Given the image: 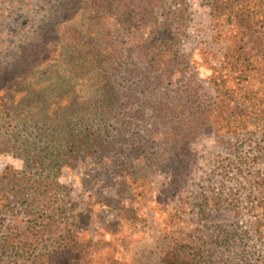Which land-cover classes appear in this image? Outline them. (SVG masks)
I'll return each instance as SVG.
<instances>
[{
  "label": "rangeland",
  "instance_id": "374dc122",
  "mask_svg": "<svg viewBox=\"0 0 264 264\" xmlns=\"http://www.w3.org/2000/svg\"><path fill=\"white\" fill-rule=\"evenodd\" d=\"M118 1L121 0H113L111 9ZM210 1L163 0L160 6V0L152 3L160 12L158 19L172 24L175 44L171 49L169 76L168 73L160 76V83L151 75L152 82L147 86L158 84L160 93L172 100H175L174 92H178L208 111L219 100L209 79L210 72L217 68L226 75L240 102L244 101L241 105L264 106V49L260 50L252 41L258 38L264 44V0H231L233 7L219 19L210 13ZM58 3V0H0V99H6L4 108L11 115L18 104L19 85L5 76V66L26 47L34 28L45 22ZM91 7L88 0L83 10L89 11ZM231 10L244 15L243 21L235 19ZM86 17L84 14L83 21ZM117 36L114 41L118 42L119 51L125 53L126 37L119 31ZM118 65L115 64L114 70L106 63L102 70L106 75L104 90L97 83V70L92 64L86 82L73 83L74 104L94 102L107 93L114 101L121 98L119 67L122 64ZM128 66L124 64V68ZM140 77L130 80L132 89ZM32 93L30 90L23 96L27 98ZM136 98L141 102V95L136 94ZM130 109L134 111L136 106ZM121 111L114 112L107 120L110 133L123 134V129L128 127L124 134L127 137L139 130L136 122L149 128L152 119L140 122L130 119L129 114L125 119ZM213 120L209 114L204 116L196 141L181 155V161L175 163L173 185L161 173L145 166L137 170V176L144 174L145 181L133 185L139 188L131 186L126 193L119 192L122 177L116 164L86 165L87 160L75 169L65 170L60 176L64 187L58 190L65 209L62 219H67L68 227L73 221L78 222L77 241L82 251L69 264H168L177 245L187 246V260L262 264L264 244L256 230V221L262 215L255 205L260 195L258 181L264 177V133L250 110L230 118L235 127L229 133L223 129L219 134L214 133L210 127ZM243 121L246 126L241 128ZM132 187L134 200L128 198ZM127 203L130 208L124 206ZM15 213L17 220L24 222L18 209ZM86 213L88 219L84 224L81 215ZM14 216L11 211L1 212L0 225L5 229L11 227ZM58 233L63 235L64 231Z\"/></svg>",
  "mask_w": 264,
  "mask_h": 264
},
{
  "label": "trees",
  "instance_id": "16d2710c",
  "mask_svg": "<svg viewBox=\"0 0 264 264\" xmlns=\"http://www.w3.org/2000/svg\"><path fill=\"white\" fill-rule=\"evenodd\" d=\"M89 1L92 7L86 11L83 8L88 0H58L45 22L34 28L26 47L5 66V76L19 88L18 104L12 115L4 108L6 99H0V154L12 153L24 161V166L21 171L11 166L0 170V213L11 211L15 215L11 227L5 229L0 225V264H69L81 256L78 222L75 220L68 227L67 219H62L65 209L58 190L64 187L60 176L65 170L75 169L87 160L86 165L116 164L122 177L119 192L126 193L131 186L145 181L144 174L137 176L138 167L145 166L161 173L173 185L177 172L174 165L196 141L206 114L215 119L210 127L219 134L222 129L225 133L233 130L231 117L250 110L264 133V106L241 105L244 101L240 102L226 75L217 68L210 72L209 79L219 100L213 105L215 109L208 111L178 92H174L172 100L160 93L158 84L147 86L152 82L151 75L160 83L166 73L169 76L171 49L175 44L172 24L160 21V12L152 5L157 0H121L114 9H111L113 0ZM233 3L211 0L212 17L219 19ZM231 12L240 22L245 18L236 10ZM84 14L87 17L83 21ZM118 31L126 37L125 53L119 51L118 42L114 41ZM252 41L260 50L264 49L261 40ZM106 63L114 70L116 63L123 65L119 67L122 97L114 101L107 93L100 100L75 105L73 83L86 82L92 64L97 70V83L106 90V75L102 72ZM138 76L141 77L132 89L129 82ZM30 90L32 95L25 98L23 95ZM136 94L141 95V102ZM133 105L136 109L131 111ZM120 110L122 118L129 114L130 119L140 122L152 119L149 128L136 122L139 130L144 128L142 133L137 130L125 137L128 127L123 134L110 133L107 120ZM239 126L244 128L245 121ZM258 182L260 195L255 207L260 208L262 217L256 221V230L264 244V177ZM133 187L128 193L130 200H134ZM124 206L130 208V203ZM16 209L23 214L24 222L17 220ZM81 216L85 224L88 213ZM58 230L64 234L60 235ZM186 248L177 245L167 263L215 264L212 259L205 262L185 259Z\"/></svg>",
  "mask_w": 264,
  "mask_h": 264
},
{
  "label": "clouds",
  "instance_id": "9594fccd",
  "mask_svg": "<svg viewBox=\"0 0 264 264\" xmlns=\"http://www.w3.org/2000/svg\"><path fill=\"white\" fill-rule=\"evenodd\" d=\"M0 162H3L0 163V168L11 165L15 171L23 170L24 161L11 153L0 154Z\"/></svg>",
  "mask_w": 264,
  "mask_h": 264
}]
</instances>
